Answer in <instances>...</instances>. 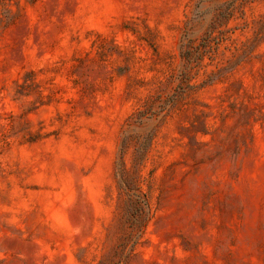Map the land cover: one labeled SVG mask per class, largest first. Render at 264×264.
<instances>
[{
  "label": "rangeland",
  "instance_id": "rangeland-1",
  "mask_svg": "<svg viewBox=\"0 0 264 264\" xmlns=\"http://www.w3.org/2000/svg\"><path fill=\"white\" fill-rule=\"evenodd\" d=\"M0 264H264V0H0Z\"/></svg>",
  "mask_w": 264,
  "mask_h": 264
}]
</instances>
